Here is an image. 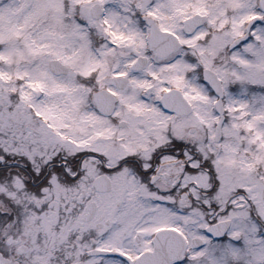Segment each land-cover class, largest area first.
I'll return each mask as SVG.
<instances>
[{
    "label": "snow or ice",
    "instance_id": "1",
    "mask_svg": "<svg viewBox=\"0 0 264 264\" xmlns=\"http://www.w3.org/2000/svg\"><path fill=\"white\" fill-rule=\"evenodd\" d=\"M0 264H264V0H0Z\"/></svg>",
    "mask_w": 264,
    "mask_h": 264
}]
</instances>
